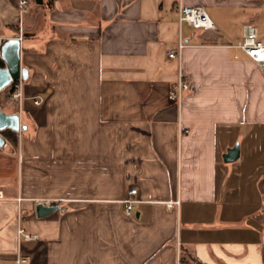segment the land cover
<instances>
[{
    "label": "crops",
    "instance_id": "0c3cea01",
    "mask_svg": "<svg viewBox=\"0 0 264 264\" xmlns=\"http://www.w3.org/2000/svg\"><path fill=\"white\" fill-rule=\"evenodd\" d=\"M19 1L0 0V36L24 30L18 145L0 147V264H177L180 250L186 264H264V71L229 46L245 23L264 40V0H28L22 25ZM180 2L218 29L180 22ZM180 38L181 112L168 56ZM132 188L142 201L127 216ZM47 198L59 208L38 217Z\"/></svg>",
    "mask_w": 264,
    "mask_h": 264
},
{
    "label": "built area",
    "instance_id": "2783aa9c",
    "mask_svg": "<svg viewBox=\"0 0 264 264\" xmlns=\"http://www.w3.org/2000/svg\"><path fill=\"white\" fill-rule=\"evenodd\" d=\"M28 0H20L19 1V13H20V25L23 24V18L25 13L28 11ZM178 13L180 22L187 23L188 25L197 28V29H205V30H217L218 26L210 17L206 8L199 5H186L180 2L178 4ZM23 37V29L20 27L18 38L22 39ZM5 41V38L0 36V45ZM187 43L180 38L176 47L170 48L168 50V56L170 58L176 59L178 61V78L172 84L169 92L170 101L174 102L179 112H181L184 104V99L192 88V81L185 74L182 65V57L183 51ZM230 47L235 49V58H239L240 54L243 53L253 62H255L259 68L264 71V40L260 39L258 27L252 23H245L242 29V38L234 43L229 44ZM15 88L13 92V99L21 102L24 97L22 95V80L13 81L11 83ZM29 101L33 103L34 106H41L44 102L43 96H30L27 98ZM21 119V116H20ZM21 126V124H20ZM138 189L132 188L129 191L127 198L124 200L125 205V215L131 216L134 213L136 204L140 203L142 200L138 197ZM4 193L0 190V199H3ZM23 198L19 197L18 201H22ZM36 203H42L44 205H54L57 204V200L52 199H35ZM179 200L176 202L178 203ZM169 206L173 204V202L168 203ZM21 215V213H20ZM18 235L23 237L26 240H35L38 239V235L28 232L26 228L23 226L18 227ZM1 259V258H0ZM26 261V258L19 257L16 262L19 264L21 262ZM177 264H186L181 253V250L178 252Z\"/></svg>",
    "mask_w": 264,
    "mask_h": 264
},
{
    "label": "water",
    "instance_id": "95a60500",
    "mask_svg": "<svg viewBox=\"0 0 264 264\" xmlns=\"http://www.w3.org/2000/svg\"><path fill=\"white\" fill-rule=\"evenodd\" d=\"M21 39L18 37L7 38L0 45V55L4 60L5 66L0 67V93L6 87L11 85L13 81L20 80L24 74L21 66ZM20 115L17 112L8 113L4 111L0 105V147L5 146L6 137L2 131L11 129L14 131L20 130ZM22 128H26L22 125ZM240 155V145L237 143L224 154V160L227 162L236 160ZM59 208L58 204L51 206L42 203L37 204L36 212L38 217H45Z\"/></svg>",
    "mask_w": 264,
    "mask_h": 264
},
{
    "label": "rangeland",
    "instance_id": "374dc122",
    "mask_svg": "<svg viewBox=\"0 0 264 264\" xmlns=\"http://www.w3.org/2000/svg\"><path fill=\"white\" fill-rule=\"evenodd\" d=\"M23 32H24V30H23ZM8 90H9V88L1 91V93H0V105L4 111H10V112L15 111V112L19 113V115L21 116L22 110L20 108V105H17V103H19V101L14 100L13 95L10 96L8 93ZM13 90H15L14 87H13ZM17 134L19 135L20 133L17 132Z\"/></svg>",
    "mask_w": 264,
    "mask_h": 264
},
{
    "label": "trees",
    "instance_id": "16d2710c",
    "mask_svg": "<svg viewBox=\"0 0 264 264\" xmlns=\"http://www.w3.org/2000/svg\"><path fill=\"white\" fill-rule=\"evenodd\" d=\"M5 66L4 60L1 58L0 55V67ZM9 88L8 93L11 96L13 93V85H9L8 87H6L5 89ZM4 89V90H5ZM2 134L6 137V139H8L14 146L18 145V134L17 131L11 130V129H6L4 131H2Z\"/></svg>",
    "mask_w": 264,
    "mask_h": 264
}]
</instances>
